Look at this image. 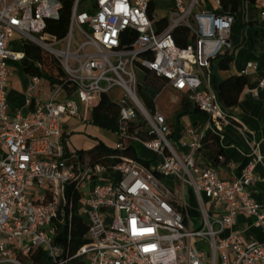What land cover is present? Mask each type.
<instances>
[{
  "label": "built area",
  "instance_id": "2783aa9c",
  "mask_svg": "<svg viewBox=\"0 0 264 264\" xmlns=\"http://www.w3.org/2000/svg\"><path fill=\"white\" fill-rule=\"evenodd\" d=\"M207 3L175 0L160 16L155 0H73L67 33L59 38L45 30L48 19L60 18L63 0H0V264H27L34 248L46 251L52 264H75L74 259L80 264H264V242L245 239L235 229L238 215L245 213L264 230V204L252 191L255 169L264 164L259 142L251 148L253 159L233 179L196 158L208 130L222 133L235 124L212 90L208 72L232 49L236 15L224 10L223 0H214L212 8ZM259 19L264 23V1ZM180 26L189 32L185 47L175 38ZM14 32L48 50L69 87L56 83L49 100L36 99L31 114L19 111L12 117L7 64L26 57L24 50L11 48ZM144 67L167 78L205 113L202 126L187 129L188 140L171 142L165 115L157 104L150 111L140 98L138 70ZM252 72L260 73L259 86H264V70L256 60L243 70ZM40 81V75H31L28 91ZM113 89L125 98L117 101L119 141L110 161L69 151L64 120H87ZM139 116L144 125L131 131ZM136 141L156 152L157 164L122 153ZM170 176L177 179L175 189L164 182ZM186 185L199 203L197 216ZM74 194L80 195L89 242L65 256L56 233L58 223L72 216Z\"/></svg>",
  "mask_w": 264,
  "mask_h": 264
},
{
  "label": "crops",
  "instance_id": "0c3cea01",
  "mask_svg": "<svg viewBox=\"0 0 264 264\" xmlns=\"http://www.w3.org/2000/svg\"><path fill=\"white\" fill-rule=\"evenodd\" d=\"M263 1L256 0L254 3L251 2L252 8L250 14H248V9H246L244 14L239 12L241 7L240 3L239 9L235 14L236 20L232 26V49L230 52L233 54L234 59L231 66L228 69L220 68L219 58L213 61V66L208 72V81L212 90L217 94L219 101H221L218 93L219 84L232 75H241L249 60L258 61L262 70H264V23L259 19V9ZM244 2L247 3L250 1ZM207 4V7H213V1H208ZM155 8L157 9L156 3ZM25 75L27 78L22 80V82L19 83L18 81V83L11 84V75L7 68L5 90L9 104L8 112L12 117L19 111L23 114H31L36 107V99L47 101L44 100L46 96L45 88L39 87L41 81L34 91L29 92L28 86L31 75L26 72ZM248 77L249 84L241 92L238 103L232 107L225 108L227 114L235 124L227 125L222 133H214L213 135L214 146L216 149L222 151V154L226 157V161H215V158L209 153L210 149H208V153L204 150L196 154L199 163L215 167L220 176L227 179L240 176L242 169L253 159L254 155L252 154L251 148L255 142H259V150L264 154V86H259L260 73L252 72ZM164 92L171 93L170 99L176 104L177 110L183 112L181 108L182 92H179L168 83L157 96L156 104L158 97ZM28 99H30V102ZM157 109L159 110L158 104ZM159 112L162 113L160 110ZM163 115L166 117L167 124L171 129L172 138L175 141L181 139L188 140L189 137L186 134L187 129L191 126H202L207 119L205 113L191 111L182 114L178 118V125L175 127L174 116L170 117L165 113ZM71 119L75 118H66L64 120V128L69 141H71V138L69 137L66 122ZM96 143L97 141L92 147ZM82 149L80 148L78 150ZM68 150L72 151L69 145ZM255 174L257 182L252 187L253 195L258 202L264 204V164H258L255 169ZM173 179L177 181L175 177ZM198 214L196 213L195 216ZM253 222L254 218L252 216L240 213L237 217L235 229L240 230L245 239L252 238L264 242V230L255 226ZM225 233L227 234L228 232L226 231ZM198 244L202 248L206 246L202 241H199Z\"/></svg>",
  "mask_w": 264,
  "mask_h": 264
},
{
  "label": "trees",
  "instance_id": "16d2710c",
  "mask_svg": "<svg viewBox=\"0 0 264 264\" xmlns=\"http://www.w3.org/2000/svg\"><path fill=\"white\" fill-rule=\"evenodd\" d=\"M242 0H223L224 10L237 13ZM254 3L256 0H244ZM73 0H63V9L59 19H48L45 32L59 38L65 36L69 26V19L71 14ZM166 21V20H164ZM175 38L178 45L185 47L190 43L188 29L184 26H180L175 30ZM23 50L26 52V57L22 60V66L24 71L29 75H40L49 79L50 83L55 85L56 83H64L69 87L66 82V74L60 67L58 61L54 56L42 46L26 41L23 46ZM234 57L230 51H225L220 56L219 66L222 69H228L231 66ZM40 64V66H39ZM145 76L143 81L138 86V94L148 109L152 112L156 110L155 99L159 95L163 87L168 83V79L157 75L153 70L144 67ZM249 84V77L247 74L232 75L219 84V97L223 108L232 107L238 103L239 97L243 89ZM181 108L183 112L181 115L188 112H203L196 104H194L186 94L182 95ZM121 120V106L114 100L109 94H103L100 99V103L94 108L92 113V121L94 124L103 127L108 130L117 131L120 127ZM144 125L142 117L139 116L138 120L131 122L129 129L131 131ZM142 132L140 131V134ZM214 132L208 130L202 139L203 145L200 151L208 153L215 158V161H226V157L222 154V151L216 149L213 140ZM153 135H151L152 137ZM172 136V135H171ZM207 149V150H206ZM86 151L94 161L108 162L110 161L109 155L114 151L112 147L108 146L102 140H99L94 147ZM125 155L132 156L140 159L144 163L150 165L153 160H143L137 155L134 144L128 146L124 151ZM114 163L119 161L118 159L112 160ZM82 203L80 201V195L74 194L72 201V216L68 217L66 222L58 223V229L56 233V243L63 248L65 256L74 255L84 244L89 242L87 232L89 228L88 221L85 216L80 214V208ZM33 264H52L51 259L46 251L42 248H34L31 256ZM75 264H80L79 259L72 261Z\"/></svg>",
  "mask_w": 264,
  "mask_h": 264
},
{
  "label": "rangeland",
  "instance_id": "374dc122",
  "mask_svg": "<svg viewBox=\"0 0 264 264\" xmlns=\"http://www.w3.org/2000/svg\"><path fill=\"white\" fill-rule=\"evenodd\" d=\"M13 0H8V2H12ZM207 1H213L214 0H207ZM157 12L160 16H164L168 14L174 5L175 1L173 0H155ZM252 8L251 2L245 3L243 0L241 1V7L239 9V12L244 14L246 12V9H248V14H250ZM78 33V32H76ZM37 37H41L40 34H36ZM12 42H11V48L13 50H23L24 43L26 42V38H24L23 35L14 32L11 36ZM8 71L10 73V83L15 84L22 82V80H25L27 76L25 75V72L22 69V61H8L7 64ZM144 70L140 68L138 70V75L141 78L140 80L143 81L144 79ZM40 88H45V98L44 100H49L50 96L52 94L53 88L50 84V81L48 78L43 77L41 79V83L39 85ZM109 95L116 101L121 102L124 97V92L120 89H113L109 92ZM171 93L170 92H164L161 93L160 96L157 99V104L159 110L164 114L172 117L174 116L173 120L175 122V127L178 125V118L181 116V112L177 110L176 104L170 99ZM67 124V130L69 132V137L71 138V141H68V145L70 146L72 151L78 150L80 148L83 149H89L92 147V145L99 140H102L105 142L108 146H115L116 143L119 141V136L116 133V131L108 130L103 127H100L93 123L92 121V112H89L87 114V120H79V119H71ZM171 142H174V139L170 138ZM134 146L137 151V155L143 159V160H153V164H157V162L160 160V157L156 158V152L150 148H147L144 146L143 143L136 141L134 143ZM164 182L167 186L172 187L175 189L176 187V180L173 179L172 176L165 178ZM37 185H34V188L32 187V190L30 189L28 192L31 194L34 192ZM41 189H37V194H39ZM176 191V190H174ZM185 194L188 203L192 207V213L195 215L196 213H200L199 211V203L197 201L194 189L186 185L185 187ZM252 239V238H251ZM27 264H32V261L29 260Z\"/></svg>",
  "mask_w": 264,
  "mask_h": 264
}]
</instances>
